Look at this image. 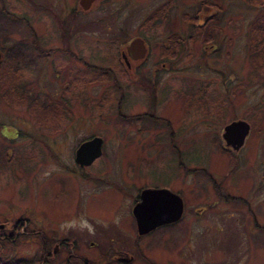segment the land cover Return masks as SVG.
<instances>
[{
	"label": "rangeland",
	"instance_id": "1",
	"mask_svg": "<svg viewBox=\"0 0 264 264\" xmlns=\"http://www.w3.org/2000/svg\"><path fill=\"white\" fill-rule=\"evenodd\" d=\"M74 1L76 7V0H68V4ZM206 1L213 8L210 13L214 50L209 52L200 36L195 35L192 46L183 49L177 59L165 61L160 71L162 84L185 89L183 95L187 86L193 87L195 106L182 107L183 95L178 93L173 98L175 102L158 103L155 113L161 116H122L142 112L145 109L142 96L118 104L112 95L102 96L100 87L107 82H90L87 87L68 89L64 93L66 101L62 102L59 83H45L48 77L52 81L54 77L51 69H44V58L37 59L36 72L31 69L33 62L28 48L31 33L23 21L4 20L1 13L0 50L5 58L0 70L9 69L5 66L14 59L19 68L13 78L20 81V92L25 98L15 97L8 103L0 95V222L8 226L22 219L21 224L26 225V229L20 228L23 234L15 237L13 244L0 242L1 258L8 256L9 261L23 259L21 262L25 264H37L42 232L48 248L59 236L83 243L73 248L83 262L71 256L74 263L102 264V252L112 246L111 235L122 238L130 231L129 217L120 216L115 222L121 196L112 185H100L82 193L79 181L74 178L77 166L74 150L82 139L94 133L101 136L103 150L83 174L92 171V167L106 178L109 176L105 167L109 163L120 165V177H125L121 174L125 170L126 176L171 189L182 198V218L175 228L156 232L162 231L148 244L149 262L169 259L174 264H264V243L257 237L249 240L248 234L241 235L243 202L235 201L240 196L250 203L255 201L256 212L264 219V185L258 192L252 190L264 173V77L257 72L264 67H254L250 55L252 22L259 9L247 0ZM108 4L112 6L104 0L93 6L84 15L83 23L78 17L66 16L62 28H47L48 21L39 12L36 19L30 16L28 22L49 45H53L58 33L77 35L74 42L69 41L72 49L80 46V54L99 64V68L105 65L103 55L112 50L109 39L115 34L119 39L136 34L143 14L136 12L129 19L119 11L116 20L109 18ZM192 6H197L196 0H177V13L173 17H182L184 11L192 14ZM61 10L55 9L59 15ZM65 11L69 10H62ZM91 18L94 23L87 22ZM15 40L25 49L22 56L15 53L19 59H9L8 49L16 48L15 44L10 46ZM155 51L142 64L144 67L161 66L159 60L154 61ZM167 65L180 69L167 72ZM8 80L11 82V76ZM137 82L141 78L132 79V83ZM50 96L51 101H56L51 107L63 108L62 113L33 116L32 110L38 109L31 110L30 106L40 103V107H47ZM238 118L249 123V131L242 145L233 150L225 145L221 133L225 123ZM213 181L222 186L224 194L236 198L217 199L212 204ZM78 207L92 214L84 211L82 216H71ZM90 240L96 244L90 245ZM67 252L66 248L60 249L46 264H68Z\"/></svg>",
	"mask_w": 264,
	"mask_h": 264
},
{
	"label": "flooded vegetation",
	"instance_id": "2",
	"mask_svg": "<svg viewBox=\"0 0 264 264\" xmlns=\"http://www.w3.org/2000/svg\"><path fill=\"white\" fill-rule=\"evenodd\" d=\"M103 1L104 0H92L87 8H83L79 0H76V7L75 1L74 4L72 2L68 4V0H0V15L1 13L3 14L2 16L4 20L9 19L13 21L18 19L19 21H25V19H27L28 21L30 16L36 19V14L39 12L41 16L48 21L47 28L54 29L55 26L62 28L63 26H61V24L66 16L71 15L75 18L78 17L80 18L81 23H83L84 15L88 13L93 6ZM108 2L112 5L110 6L108 4L110 7V10L108 11L109 18L111 17L116 20L119 19V11H123L125 14L124 16L128 15L129 19L131 18L130 16L136 12H143V14L142 19L138 22V31H136V34H130L126 39H119L120 36L115 34L109 39V41H111L112 50L103 55L105 65L100 66L99 68L105 72V75L100 79L101 81L96 80L98 77H96L97 75L95 74L96 70H99V68H97L99 64H96L92 59H85L84 56L80 54V46L77 47L75 51L72 49L69 41L73 40L74 42L76 40L75 38L78 37L77 35L66 33L67 31L58 33L54 38L55 42L53 41V45H49L48 41H46L47 39L41 40V38H39L32 25H30L32 31L29 32L31 34L30 38H28V48H31L29 51L30 58L33 62L30 63L31 69L33 68V72H36L37 59L44 58V69L47 71L51 69L49 72H52L54 77L53 81L49 80L48 77L45 83H54L55 85L56 83H59L58 85L61 86L59 99L62 100V102L66 101L64 93L67 92L68 89L87 87L90 82H107V84L100 87L101 89L99 88L100 92L102 93V96L106 94L112 95L118 104L120 102H133L142 96L140 99L143 101L145 109L136 114L122 113V116H161L160 114L155 113V108L158 106V103L165 100L175 102L173 98L176 97V94L179 93L183 95L185 92V89L179 90V86L167 85V83L162 84L160 71L164 69V62L177 59L179 55H181L183 49L192 46L195 35L200 36L201 42L206 48H208L207 50H209V52L214 50L212 41V37H214L212 35V30H214V28L211 24L213 18L210 13L213 8L212 6L207 5L206 0H196L197 6H192L194 8L192 14H188L187 11H184L182 17L178 16V18H174V12L177 13V0H108ZM26 9L28 12L25 13ZM55 9H67L69 11L62 12L61 10V15H59ZM89 21L93 22L94 20L91 18L90 20H87V22ZM30 23L31 22L29 21V24ZM134 37H140L145 48L143 55L137 58L133 57L134 51L127 49V45ZM17 41L18 40H15V42L10 44L11 47L15 44L16 48L12 50L8 49V53L10 54L9 59H19V57L23 55V49H25V47L20 45V47H22L20 48L17 45ZM207 42L209 43L205 44ZM39 50L41 51V57L38 55ZM153 50H156L155 53L157 57L154 61L159 60L161 66L158 67L151 65L149 67H144L142 64L149 59L148 57L150 53H153ZM4 58V54L0 50V65L3 63ZM139 68H142V70ZM165 69L167 72L170 71L175 73L180 68L179 66L174 68V66L167 65ZM137 70L140 71L139 75ZM85 75L87 77H85ZM85 78L89 79L87 80ZM137 78H141V82L132 83V79ZM156 84L159 85L157 86ZM194 92L195 90L193 87L187 86L186 93L183 95L180 102L182 107L191 106L192 108L195 106ZM48 98L49 102H51L50 104L56 102L51 101V96ZM100 100H102V98H100ZM161 119L163 120V118ZM93 135L99 136V134L90 133L88 137L82 140L88 139ZM100 149L102 152V139ZM226 149L228 148L226 147ZM92 161L87 164L76 162L77 166L75 167L74 178L79 181L81 192L92 191L93 189H97L100 185H112L115 191L121 196V208L115 212L117 218V221L115 222H118L120 216L129 217L131 222L129 225L130 231H128L124 237L120 238L116 237V235H111L109 243H112V246H109L106 249V252H102L104 260L102 264H174V260L169 259L164 260L163 262H149L146 250L148 249V244L152 243L155 235L161 234L166 228H175L177 222L183 215V201L182 211L177 219L159 223L146 231L139 232L133 213V207L141 201V189L161 186L141 183V178L139 177L126 176L125 170L121 173L124 174L123 176L125 177H120L121 171L118 169H120L121 166L111 163L105 167L106 174L109 177H100L98 175V170L92 167V171H86L83 174L85 167L91 165ZM127 169L130 171L132 168L130 169L129 166ZM87 172H90L91 175H87ZM109 174H112V177H110ZM117 175L119 176L117 177ZM212 185L215 196L211 199L212 204L215 203L217 199L226 201L222 186L216 181H213ZM263 185L264 173L258 178V181L252 185L253 192H258ZM237 200L243 202L241 205V211H243V213L240 215L241 235L244 237V235L248 234L249 240L257 237L261 239V243H264V219H261L260 215L257 214L255 201L250 203L246 198L241 196L235 201ZM243 205H245L244 209ZM84 211L86 210L82 207H78L76 211L74 210L71 216H82ZM86 212L91 213L89 211ZM21 223V220L12 221L8 226L1 223L2 226L0 229L2 230L0 231V242H11L14 241L15 237L20 236V228L26 229V225L23 226ZM32 229L34 230V228ZM158 230L162 231L156 233ZM34 232H36V230H34ZM39 236L41 238V246L37 255V257H40L39 264H46L47 261H51L54 254L63 248L68 249V252L65 254V258L68 257L69 259L68 264H76L73 262V257L71 256H75L76 259H80V261L83 262L80 253L73 250L77 243L80 244L75 241V239L69 240L67 236L55 237V240H52L54 241V244L48 248L45 235L42 232H39ZM159 236L160 235L157 237ZM89 242L90 245L96 244L92 240ZM82 244L83 243L80 245L83 246Z\"/></svg>",
	"mask_w": 264,
	"mask_h": 264
},
{
	"label": "water",
	"instance_id": "3",
	"mask_svg": "<svg viewBox=\"0 0 264 264\" xmlns=\"http://www.w3.org/2000/svg\"><path fill=\"white\" fill-rule=\"evenodd\" d=\"M92 0H79L83 8H87ZM127 49L134 51L133 57H141L144 46L140 37H134L127 45ZM249 123L245 119H233L222 127V139L225 145L237 149L244 141L248 133ZM101 137L93 135L82 140L74 150V160L80 164L90 163L100 152ZM141 201L133 207L139 232L146 231L151 227L177 219L182 211L181 197L164 187H146L141 189ZM2 224L0 223V227Z\"/></svg>",
	"mask_w": 264,
	"mask_h": 264
},
{
	"label": "trees",
	"instance_id": "4",
	"mask_svg": "<svg viewBox=\"0 0 264 264\" xmlns=\"http://www.w3.org/2000/svg\"><path fill=\"white\" fill-rule=\"evenodd\" d=\"M249 2L250 5L256 7L259 9V12H257V15L255 16L256 18L254 19V21L252 22L253 26L251 28V33H250V55L251 58L254 59V67H264V0H247ZM23 21V20H22ZM23 23L25 24L27 31L31 32L32 31V27L29 25V22L27 21V19H25V21H23ZM14 59H12V61L10 62V64H7L5 67H10L9 69L7 68H2V70H0V95L2 96V98L7 101L8 103H10L12 100H14V98H25V94L22 92H20V87H21V83L20 81L16 80L13 78V76H16V74L18 73V68L17 66H15L14 64ZM2 66V64L0 65ZM96 68V67H95ZM94 68V70H95ZM256 69V68H255ZM3 71H6V73L4 74ZM260 71V75H262L264 77V70H257V72ZM13 74V75H12ZM95 74H97L96 77L98 78H102L105 75V72L102 69L98 70V73L95 72ZM11 76V82H9V77ZM85 77H87L85 75ZM1 81H3L4 83H2ZM7 81V83L5 84V82ZM11 83V85H10ZM6 85V86H5ZM16 86V87H15ZM37 98L39 101H41V105H42V100L39 99V97H35ZM37 101V102H39ZM38 105L31 107L30 109L32 110L33 108L38 109V111L32 110L33 112V116H57L58 114H60V112L62 113V109L60 108L57 109H53L51 106H53V104H49V106L47 107H40V103H36ZM55 106V105H54ZM38 120V119H37ZM39 122H41V124H45V122H43L42 120H38ZM226 199H232V198H236L235 196L232 195H228L225 194L224 196ZM22 221V219H20ZM2 229H0L1 231ZM23 233H20L19 235L21 236ZM15 241V240H14ZM14 241L9 242L10 244H13ZM8 256H6V258H1L0 257V264H25L24 262H21L23 259H20L18 261H9L8 260ZM35 260H37V264L40 263V257H37Z\"/></svg>",
	"mask_w": 264,
	"mask_h": 264
}]
</instances>
